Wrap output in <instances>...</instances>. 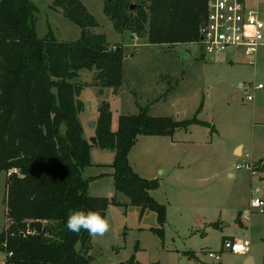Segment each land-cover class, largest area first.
<instances>
[{
    "label": "rangeland",
    "instance_id": "1",
    "mask_svg": "<svg viewBox=\"0 0 264 264\" xmlns=\"http://www.w3.org/2000/svg\"><path fill=\"white\" fill-rule=\"evenodd\" d=\"M81 1L99 23L94 30L104 33L112 46H122L125 56L119 87L92 85L94 71L87 69L74 80L84 84L80 97L86 109L79 119L85 138L95 134L90 123L98 124L103 104L110 106L114 131L121 116L137 114L144 107L152 116L209 122V126L190 125L191 132L178 131L175 137L184 142L141 136L132 149L134 170L160 181L153 195L166 207L164 239L153 231L159 227L157 213L131 204L116 190L111 166L116 151L91 148L92 165L84 174L95 177L89 194L114 196L119 203L107 209L109 231L91 238V263L212 264L215 260L208 252L213 251L222 254V264H247L242 256L222 250L224 236L233 235L251 242L256 258L252 264H264V212L250 207L256 196L252 189L260 187L264 198V171L257 168V160L264 158V144L252 149L253 136L264 134V88H256L264 86V46L250 64L237 49L206 54L200 41L151 44L142 32H118L104 12L105 0ZM33 2L39 37L51 33L65 41L80 37L81 28L60 8L54 9V0ZM261 10L264 13V4ZM240 143L243 153L237 155L234 148ZM6 179V172H1L0 233L6 227Z\"/></svg>",
    "mask_w": 264,
    "mask_h": 264
},
{
    "label": "trees",
    "instance_id": "2",
    "mask_svg": "<svg viewBox=\"0 0 264 264\" xmlns=\"http://www.w3.org/2000/svg\"><path fill=\"white\" fill-rule=\"evenodd\" d=\"M59 8L81 28L77 40H59L53 33L39 37L33 0L0 1V173L7 174L0 251L12 252L6 264H92V237L70 232L68 215L76 209L104 213L119 204L114 196L89 194L95 177L84 174L93 146L116 151L111 165L116 190L157 213L159 227L153 231L164 239L166 207L150 193L160 181L139 175L129 153L139 135L209 126L197 117L152 116L144 107L121 116L114 131L110 106L103 104L95 134L85 138L79 119L86 109L80 97L84 84L74 80L87 69L94 71L92 85L119 87L125 56L122 46L94 30L99 23L81 0H54ZM104 12L118 32H142L151 44L190 43L200 41L208 0H105ZM259 163L264 171V161Z\"/></svg>",
    "mask_w": 264,
    "mask_h": 264
},
{
    "label": "built area",
    "instance_id": "3",
    "mask_svg": "<svg viewBox=\"0 0 264 264\" xmlns=\"http://www.w3.org/2000/svg\"><path fill=\"white\" fill-rule=\"evenodd\" d=\"M262 4L264 3L261 0H208L207 17L199 29L200 42L206 54L216 56L227 50L237 49L245 54L250 64H254L253 58L260 47L264 46ZM256 88H264V86L259 84ZM247 99L251 100L252 96L248 95ZM249 167L252 169L251 163ZM12 171L15 172L17 169L11 170L9 174H12ZM252 191L256 196L251 198V209L264 212L262 189L256 187ZM250 245L249 240L226 238L222 242V250L234 254H247ZM11 255L12 252L7 254V256ZM208 255L215 260L214 264H222V254L209 251Z\"/></svg>",
    "mask_w": 264,
    "mask_h": 264
},
{
    "label": "clouds",
    "instance_id": "4",
    "mask_svg": "<svg viewBox=\"0 0 264 264\" xmlns=\"http://www.w3.org/2000/svg\"><path fill=\"white\" fill-rule=\"evenodd\" d=\"M66 227L72 233L85 231L90 237H102L110 228L107 210L104 213L92 209L72 210L68 215Z\"/></svg>",
    "mask_w": 264,
    "mask_h": 264
},
{
    "label": "crops",
    "instance_id": "5",
    "mask_svg": "<svg viewBox=\"0 0 264 264\" xmlns=\"http://www.w3.org/2000/svg\"><path fill=\"white\" fill-rule=\"evenodd\" d=\"M98 119V118H97ZM179 120V119H178ZM200 120H202V119H200ZM202 121H204V120H202ZM205 122H207V121H205ZM209 123V122H208ZM184 131V132H191L192 131V129L190 128V127H188V128H181V129H178V130H176L175 131V133L173 134V135H139L138 137H137V141H136V144H137V142H138V140H139V138L141 137V136H162V137H170V139H171V141H172V143L173 144H175V143H177V142H184L185 140H183V139H178V138H176L175 137V134L178 132V131ZM154 139H156V138H154ZM135 144V145H136ZM259 144H264V134L263 135H261V134H259L258 136H256V135H254L253 136V143H252V145H253V151L255 150V148L256 147H258V145ZM134 145V146H135ZM134 146L132 147V149L134 148ZM243 148H244V146H243V144L242 143H240V144H237L236 146H235V148H234V152L237 154V155H241L242 153H243ZM132 149H131V151H130V153H129V161H130V163H131V160H130V156H131V153H132ZM238 150H240L239 151V153L237 152ZM264 161V158L263 157H261V159H258L257 161ZM254 161H256V160H254ZM92 162V161H91ZM132 165V164H131ZM91 167V166H90ZM133 167V166H132ZM89 168V167H88ZM139 174V173H138ZM140 175V174H139ZM232 175V174H231ZM99 176V175H98ZM105 176V175H104ZM100 177H102V176H99V178ZM144 178H148V177H144ZM155 177H153V179H154ZM148 179H152V178H148ZM96 180V179H95ZM155 190H157V189H154V190H151L150 191V193H151V195L154 197V195H153V191H155ZM93 196H101V195H93ZM249 212V211H248ZM246 216V215H245ZM247 217V216H246ZM240 221L242 222V219L240 218ZM241 225H243L242 223H241ZM245 233L244 232H242V235H244ZM224 237H233V238H236L235 236H233V235H225ZM236 239H239V240H243V239H241V238H236ZM251 246V245H250ZM237 255H240V256H242L243 257V260L247 263V264H252V263H255L256 262V258H255V256L251 253V247H250V249H249V252L247 253V254H237ZM6 259H7V254L5 253V252H3V251H0V264H6ZM212 264H214V263H212Z\"/></svg>",
    "mask_w": 264,
    "mask_h": 264
},
{
    "label": "water",
    "instance_id": "6",
    "mask_svg": "<svg viewBox=\"0 0 264 264\" xmlns=\"http://www.w3.org/2000/svg\"><path fill=\"white\" fill-rule=\"evenodd\" d=\"M137 8V4H132L131 5V10H135ZM90 127L93 128V129H96L97 127V121L96 120H92L91 123H90ZM119 264H126L125 262H121Z\"/></svg>",
    "mask_w": 264,
    "mask_h": 264
}]
</instances>
